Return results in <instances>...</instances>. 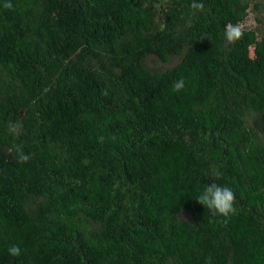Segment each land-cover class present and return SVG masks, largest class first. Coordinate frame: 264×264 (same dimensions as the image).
<instances>
[{
    "label": "trees",
    "instance_id": "obj_1",
    "mask_svg": "<svg viewBox=\"0 0 264 264\" xmlns=\"http://www.w3.org/2000/svg\"><path fill=\"white\" fill-rule=\"evenodd\" d=\"M253 7L0 0V264H264ZM230 24L243 33L231 43ZM152 57L177 62L156 71ZM212 183L236 214L196 201Z\"/></svg>",
    "mask_w": 264,
    "mask_h": 264
},
{
    "label": "clouds",
    "instance_id": "obj_2",
    "mask_svg": "<svg viewBox=\"0 0 264 264\" xmlns=\"http://www.w3.org/2000/svg\"><path fill=\"white\" fill-rule=\"evenodd\" d=\"M5 7L11 8V4H5ZM202 8L203 5H200ZM242 30L240 26L228 25L226 29V39L228 42H235L242 37ZM184 87L183 80L178 81L174 85V91H178ZM8 131L16 135L19 131V125L14 123H9ZM16 152L18 156V160L20 162H27L29 160V156L24 154L21 146H16ZM196 201L203 205L207 210L213 212V214L220 215L222 217H229V215H234L237 213V209L234 206L236 201L235 193L228 186H220L216 183H212L210 185H206L203 191H201ZM8 252L11 256L16 257L21 254V248L18 245H12Z\"/></svg>",
    "mask_w": 264,
    "mask_h": 264
},
{
    "label": "rangeland",
    "instance_id": "obj_3",
    "mask_svg": "<svg viewBox=\"0 0 264 264\" xmlns=\"http://www.w3.org/2000/svg\"><path fill=\"white\" fill-rule=\"evenodd\" d=\"M254 4H258V7H253L247 21L244 26L250 30H258L260 33H264V0H252ZM177 61L170 63H163L157 58L152 57L148 60L149 67L156 71H164L170 69Z\"/></svg>",
    "mask_w": 264,
    "mask_h": 264
}]
</instances>
